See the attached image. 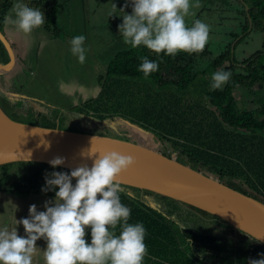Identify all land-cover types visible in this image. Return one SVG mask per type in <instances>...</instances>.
Listing matches in <instances>:
<instances>
[{"label":"trees","instance_id":"obj_1","mask_svg":"<svg viewBox=\"0 0 264 264\" xmlns=\"http://www.w3.org/2000/svg\"><path fill=\"white\" fill-rule=\"evenodd\" d=\"M204 1V0H200ZM242 18V41L252 30L264 32V0H232ZM16 0H0V30ZM39 8L45 17L44 29L60 36L58 13L61 0H23ZM251 30H248L249 19ZM232 38L237 32H230ZM14 53L15 45L9 37ZM231 42L201 69L193 62L202 53H178L175 58L159 56L145 46L116 51L99 76L97 95L68 108L35 109L30 97L0 87V107L12 119L48 128L72 131L76 122L85 128L84 117L99 122L121 118L153 133L161 143L162 156L209 174L242 193L264 203V41L261 49L238 60L230 53ZM235 51V48H234ZM141 57L159 63V70L147 79L138 70ZM0 41V62L8 61ZM218 70L231 72L222 90H212L211 76ZM241 86L257 95L240 101L234 89ZM257 89V90H255ZM257 91V92H256ZM30 103V102H29ZM78 132V131H72ZM81 132V131H79ZM72 170L41 162H10L0 165V191L20 197L43 194L55 198V190L42 191L46 176ZM73 185L76 181L73 179ZM121 202L131 210L129 223L146 229L148 253L143 264H249L261 242L234 228L220 217L174 198L121 183ZM131 193V195H128ZM184 211V212H183ZM197 216V217H195ZM211 228L223 224L242 233L239 238L201 231L202 222ZM120 228L116 229L117 235ZM91 243V228L85 235Z\"/></svg>","mask_w":264,"mask_h":264},{"label":"clouds","instance_id":"obj_2","mask_svg":"<svg viewBox=\"0 0 264 264\" xmlns=\"http://www.w3.org/2000/svg\"><path fill=\"white\" fill-rule=\"evenodd\" d=\"M132 14L123 15L119 31L126 45L135 49L141 45L158 56L176 57L178 53H202L208 43L210 27L196 19L191 27L185 18L195 16L190 9H199V0H131ZM116 7V6H115ZM12 16L5 18L16 28L30 34L45 23L44 13L16 0ZM112 15V14H111ZM86 37L74 36L70 51L80 64L86 61ZM138 70L147 79L159 70V63L141 57ZM231 72L218 70L211 76V89L222 90ZM94 139V138H93ZM96 152H89V155ZM63 157L49 161L55 168L64 163ZM135 164L134 157L115 151L102 152L93 165L75 168L69 173L52 172L46 176L42 191L55 190V201H46L45 211L35 204L29 207V217L22 224L26 237L17 234L16 227H0V264H33L37 253L36 241H47L43 251L44 264H143L148 253L146 229L142 223L131 224V210L120 199L124 189L117 178ZM76 183L73 185L72 181ZM128 195H131L129 193ZM91 228V243L85 240V229ZM120 228L117 235L116 229ZM249 264H264V259Z\"/></svg>","mask_w":264,"mask_h":264},{"label":"rangeland","instance_id":"obj_3","mask_svg":"<svg viewBox=\"0 0 264 264\" xmlns=\"http://www.w3.org/2000/svg\"><path fill=\"white\" fill-rule=\"evenodd\" d=\"M61 2L63 8L59 11L57 20L58 25L62 28L61 37L57 38L59 43L55 41L52 45H48L36 65L39 69V76L44 77L45 80L46 78L49 79L44 84L42 94V97L46 99L48 97L47 93L52 91L54 84L67 77V72L78 62L77 57L72 55L70 51L69 39L84 35L86 37L84 46L86 49L88 47L87 54L90 52L91 55L92 53V57L104 67H106L109 57L116 51L131 47L123 42L119 31V25L123 22V15L132 14L131 0H61ZM190 3H196V0H190ZM199 3L201 4L199 9H190V11L195 12V16L185 18L188 27H191L196 19L201 20L210 27L208 43L204 49L206 53L194 59L195 70L204 68L211 59L225 49L228 42H233L234 38L231 37L230 32H237L238 36L242 34V18L238 14L239 8L234 1L199 0ZM29 39L38 42L51 41L43 26L34 29ZM263 41L264 32L252 30L235 47V57L238 60L246 58L254 51L261 49ZM24 79L25 76L23 74L18 75V71L14 67L9 73L0 75V87L8 89L13 85H19ZM237 87L234 89V96L240 101L252 100L257 96L255 92L250 93L241 86ZM12 92L19 94L17 88H13ZM27 102L30 104L29 101ZM31 105L36 107L33 103ZM49 105H53V103L43 102V110H51L52 106ZM55 106L66 108L59 105ZM83 120L85 125L83 131L79 123L76 122L70 125V129L89 136L125 142L141 151L151 150L162 155L161 143L156 136L135 124H130L121 118L103 122L87 117H84ZM202 222L206 223L203 224L201 230L203 232L211 230L213 233L222 236L226 234L234 239L242 236V233L238 230L223 224H216V228H211L208 221L203 219ZM259 259H264V246L261 244H259L253 260Z\"/></svg>","mask_w":264,"mask_h":264},{"label":"water","instance_id":"obj_4","mask_svg":"<svg viewBox=\"0 0 264 264\" xmlns=\"http://www.w3.org/2000/svg\"><path fill=\"white\" fill-rule=\"evenodd\" d=\"M244 5L248 11L247 4ZM248 19V30H251V19ZM242 36H237L231 43V57L236 42ZM0 41L9 57L6 63L0 62V75H3L12 70L15 53L1 30ZM90 151L96 153L89 155ZM111 151L135 159V164L117 177L122 184L147 189L190 204L220 217L264 244L262 201L219 182L209 174L166 159L151 150L141 151L117 140L17 121L0 107V165L20 161L50 164L53 158L63 157L65 162L59 167L74 170L87 165L90 168L99 153Z\"/></svg>","mask_w":264,"mask_h":264},{"label":"crops","instance_id":"obj_5","mask_svg":"<svg viewBox=\"0 0 264 264\" xmlns=\"http://www.w3.org/2000/svg\"><path fill=\"white\" fill-rule=\"evenodd\" d=\"M11 10L6 17L12 16L14 18ZM4 32L15 45V64L13 68L16 67L18 75L23 74L25 76L24 81L19 85H13L5 89L12 91L13 88H17V93L30 97L28 101L30 104L36 105L35 108L43 109V102H51L53 105L68 108L94 98L99 92L101 88L99 76L104 74L106 67L100 63L98 64L97 60L92 57V53L91 55L90 52L87 54V47L85 63L76 62L73 68L67 72L68 76L54 84L52 91L47 93V99L42 97L44 84L49 79L45 77V80L44 77L39 76V69L36 65L47 46L52 45L55 41L59 43L57 38L61 37V35L56 37L46 31L51 41L38 42L34 39H29L32 32L25 34L11 23H4ZM46 201L54 202L55 198L43 194H31L28 197H20L11 192L0 191V227L6 226L9 229L16 227L17 234L26 237L23 225L16 224V220L28 218L29 207L32 204L37 206L38 211H45L44 204ZM88 228L85 229L86 234ZM36 246L38 249L34 256L33 264H44L43 251L46 250L47 241L43 238L38 239Z\"/></svg>","mask_w":264,"mask_h":264}]
</instances>
